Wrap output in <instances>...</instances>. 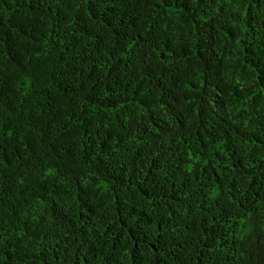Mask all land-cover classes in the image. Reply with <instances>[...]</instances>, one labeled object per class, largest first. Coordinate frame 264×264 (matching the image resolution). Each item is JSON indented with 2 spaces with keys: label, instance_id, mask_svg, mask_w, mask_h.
Returning a JSON list of instances; mask_svg holds the SVG:
<instances>
[{
  "label": "trees",
  "instance_id": "obj_1",
  "mask_svg": "<svg viewBox=\"0 0 264 264\" xmlns=\"http://www.w3.org/2000/svg\"><path fill=\"white\" fill-rule=\"evenodd\" d=\"M0 264H264V0H0Z\"/></svg>",
  "mask_w": 264,
  "mask_h": 264
}]
</instances>
